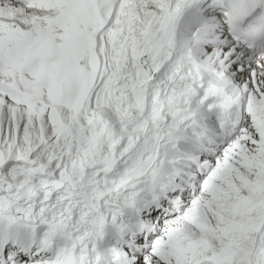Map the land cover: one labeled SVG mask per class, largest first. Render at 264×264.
Masks as SVG:
<instances>
[{
	"label": "snow or ice",
	"instance_id": "obj_1",
	"mask_svg": "<svg viewBox=\"0 0 264 264\" xmlns=\"http://www.w3.org/2000/svg\"><path fill=\"white\" fill-rule=\"evenodd\" d=\"M0 264H264V0H0Z\"/></svg>",
	"mask_w": 264,
	"mask_h": 264
}]
</instances>
